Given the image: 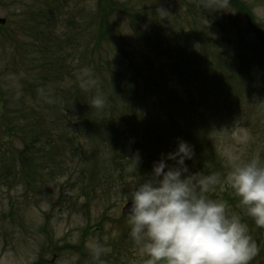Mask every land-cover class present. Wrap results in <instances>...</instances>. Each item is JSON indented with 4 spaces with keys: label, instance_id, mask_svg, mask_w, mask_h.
Segmentation results:
<instances>
[{
    "label": "rangeland",
    "instance_id": "1",
    "mask_svg": "<svg viewBox=\"0 0 264 264\" xmlns=\"http://www.w3.org/2000/svg\"><path fill=\"white\" fill-rule=\"evenodd\" d=\"M112 1L128 5L133 18L111 16L112 37L99 47L98 0H0L6 19L0 24V264H146L143 241L131 237L122 209L153 162L181 140L193 153L185 178L197 191L207 183L205 195L240 217L256 247L248 264H264V227L226 179L233 158L264 166V42L255 29L264 36V0H240L253 18L222 0ZM174 31L184 38L171 40ZM209 39L225 58L231 55L215 82L206 74ZM174 43L192 54L182 77L161 61L159 44L172 49ZM90 60L105 64L95 69ZM139 62L158 77V87L135 107L150 114H127L111 99L117 104L104 118L108 107L95 108L91 95L76 94L77 83L92 79L95 94L103 81L116 84L114 75ZM228 74L234 75L228 81L218 78ZM59 75L42 92L43 79ZM162 88L182 103L158 97ZM131 118L141 136L128 139L123 121Z\"/></svg>",
    "mask_w": 264,
    "mask_h": 264
},
{
    "label": "clouds",
    "instance_id": "2",
    "mask_svg": "<svg viewBox=\"0 0 264 264\" xmlns=\"http://www.w3.org/2000/svg\"><path fill=\"white\" fill-rule=\"evenodd\" d=\"M103 104L97 95L91 105ZM192 154L191 146L179 141L153 162L148 178L136 183L129 197L131 237L143 241L146 264H248L256 247L247 225L229 215L224 203L205 195L207 183L201 181L197 191L185 178V161ZM138 161L137 155L135 168ZM226 179L247 214L264 227V166L255 158H233Z\"/></svg>",
    "mask_w": 264,
    "mask_h": 264
},
{
    "label": "trees",
    "instance_id": "3",
    "mask_svg": "<svg viewBox=\"0 0 264 264\" xmlns=\"http://www.w3.org/2000/svg\"><path fill=\"white\" fill-rule=\"evenodd\" d=\"M221 1V0H220ZM222 1H227L229 4H231L234 8L238 9L239 7H244L245 10H247L240 0H222ZM128 5L126 4H118L115 1L112 0H98V14L97 16L100 17V27L97 29L96 32V36H95V41H97V46L102 44L103 40H109V38L112 37V27L109 23V18L117 13H126L128 15V18L131 17L133 18L132 13L128 14ZM244 10V11H245ZM245 15H247L250 18H253V15L251 14L250 10L248 9L247 11H245ZM251 20V19H250ZM254 20V19H253ZM256 23V22H255ZM258 26V25H257ZM256 32L258 35V39L261 42H264V36L262 34V31L258 30L257 28ZM170 38L172 39H179L181 40V38H184V33L182 32H171L170 33ZM214 41L213 39H209V41L205 42L208 45V49L210 50V54L213 58H211L208 62H207V67H206V74L209 71L208 74V78L211 79L212 81L215 82V72L216 69H219V66H223L222 68H227L229 67V65L227 64V61L231 60V55H228L226 58L224 57V55H222L218 48H219V44L218 42H212ZM218 47H214V45H217ZM175 48H167V47H162L159 44V48L160 51L164 54V58L161 60L162 62L166 63V66H173L171 67V69L173 70L174 74L179 75V77H182L186 74L187 69H189V65L190 62L192 60L191 57V53L189 52L188 48H185L183 50V48H177V44H175ZM183 50V51H182ZM179 51V52H178ZM174 54V55H172ZM89 62H91L92 65H94V63L96 64L95 69H101L104 66V62L102 60H99L98 62H93L92 60H90ZM140 63V62H139ZM188 63V65H187ZM181 66L186 67V70L181 69ZM151 71L148 70H144L143 65L140 63V65H137L136 63H132V66H125V68H122V72L124 74H119L114 75L115 78L117 80V83H113L114 85H110V84H106L105 81H103L97 88L96 93L94 94V92L92 91L93 88H91V83H92V79L88 80L86 83L84 84H79L77 83L74 86V89L76 90V94L78 96H80L81 98H86L88 99V96H90L89 100L92 101L94 97H96L97 95H99L100 97L103 98L104 100V104L105 106L103 107H108V110H106L105 112L102 111V116L104 118H106V116H109L110 114H112V112H108V111H112L115 108V104L117 103H110L109 101L111 99H115V100H119L121 101V104L125 106V108L130 109V111H126L125 113L130 114L132 112H134V115L136 116V112H141L142 114L146 115V114H150L147 113L145 110L142 111H137L135 109V107L137 105H140L139 102H141L142 100H145L147 98L146 94H148V92L150 91L151 88H157V82H158V77L155 78L157 76L156 72L154 71L155 68L153 67H149ZM230 68V67H229ZM149 73V74H147ZM198 74V71L196 72ZM233 75V74H232ZM231 74L224 75L222 77L218 78L221 80H226L228 81L230 79V77L232 76ZM150 76V80L153 81L151 84H148V82H146L145 78L147 77V80L149 79ZM234 76V75H233ZM61 76L59 75V77L55 78V80L52 79V81H48V79L46 80L45 78L43 79L44 81H47L45 84H41L40 87L43 89L42 92H44L46 94V92H49V89L51 91V86L52 83L58 82L60 81ZM216 84V83H214ZM90 85V86H89ZM93 87V86H92ZM47 88V89H46ZM81 88V90H79ZM112 89V90H111ZM164 90H166V92H163ZM24 91V90H23ZM35 91H37V89H35ZM188 91H191V87H188ZM27 93L32 94L34 93L33 87H31V85L29 84V86H27ZM67 95L69 96V98L71 99H77L72 97V95L70 94V91H67ZM158 97L160 98H167V99H174L178 102L182 103V99L177 96L176 94L173 93V91H170L167 88H162L160 93L157 94ZM198 94H194L195 99H198L197 97ZM199 96V95H198ZM81 102V100H80ZM185 104H189L187 102H184ZM92 104V102L90 103V105ZM115 105V106H114ZM142 105V104H141ZM114 108H111L113 107ZM118 106V105H117ZM102 107V108H103ZM68 110H70V108H67ZM99 113V112H98ZM69 114V112L66 111V116ZM131 120L128 121H123L128 127H129V131H130V136L128 139L134 137V135H139L138 134V127L135 126V122H131ZM117 121H113V124L115 125ZM115 127H118L117 125H115ZM10 132V131H9ZM120 135H124V132H120ZM141 136V135H139ZM188 159H186L187 161Z\"/></svg>",
    "mask_w": 264,
    "mask_h": 264
},
{
    "label": "water",
    "instance_id": "4",
    "mask_svg": "<svg viewBox=\"0 0 264 264\" xmlns=\"http://www.w3.org/2000/svg\"><path fill=\"white\" fill-rule=\"evenodd\" d=\"M6 23V19L5 18H0V24H5ZM131 206V201L126 203V205L123 207L122 212L125 215H129V208ZM98 253H94L93 257H97Z\"/></svg>",
    "mask_w": 264,
    "mask_h": 264
}]
</instances>
